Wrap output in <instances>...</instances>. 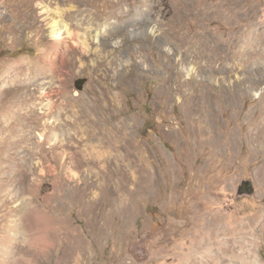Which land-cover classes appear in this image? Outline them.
<instances>
[{
	"label": "rangeland",
	"instance_id": "374dc122",
	"mask_svg": "<svg viewBox=\"0 0 264 264\" xmlns=\"http://www.w3.org/2000/svg\"><path fill=\"white\" fill-rule=\"evenodd\" d=\"M36 5L112 31L71 66ZM223 239L264 264V0H0V264H220L195 245Z\"/></svg>",
	"mask_w": 264,
	"mask_h": 264
},
{
	"label": "bare ground",
	"instance_id": "6f19581e",
	"mask_svg": "<svg viewBox=\"0 0 264 264\" xmlns=\"http://www.w3.org/2000/svg\"><path fill=\"white\" fill-rule=\"evenodd\" d=\"M36 6L37 7H35L34 9L41 10L40 15H42V17L44 15V18L41 21L42 25H40V26H44L45 25V26L48 27L49 35L52 38L53 48L57 47L58 45H60L61 42L63 43L62 37H63L64 34H66V36L69 37V39H71V42L69 43L70 45L68 47H70V49H72V50L69 51L70 50L69 49L64 54L65 55L64 56L65 59L71 64V66L72 65L75 66L77 63H79V64L81 63V59H78L75 53L73 54L75 45L80 46V48L79 47L78 48L80 49L81 52H85L86 51L85 53H89L88 45H87V42L89 40H91L94 43L98 44V47H101V46H99L100 40L102 38H105L104 36H106V34L109 31H112L111 28L109 29V31H106V30L101 29L97 24L89 22L88 25H87V28L85 30V33H84L83 37L81 38V37H78V36H75L74 34H72L70 32L68 26L63 21H61V20L56 21V20H53V18H50L49 17V15H50L49 14V10H48V7L46 5H36ZM38 18H39V14L38 13H36V16L34 15V16L31 17V20L33 21V25H35L38 22L37 21ZM40 26H38V30L36 31L37 34H39L41 32V27ZM114 31H115V29H114ZM149 34H153L154 35V31L150 30ZM77 51H79V50H77ZM71 52H72L73 55H70ZM86 103H87V110H88L89 107H92V105L94 103H97L96 95H95V98H94L93 92L90 93V95L88 96V100H87ZM95 152L96 151H94V153ZM92 153H93L92 150H89V152H88V154H86V156L90 157V158H93L95 155L93 156ZM80 156H82V155H80ZM86 156H85V158H86ZM78 163H80V162H78ZM47 243H50V242H47ZM49 246H51V245H49ZM234 248H235V246H233L229 240L223 239V240H219V241H214L213 244L212 243H206V244L198 243L197 245H195V252L196 253H200V252H202L203 249L204 250L207 249L209 251V253H211V257H210L211 260H217L220 264H248L247 261L250 260L248 258V256L251 255L250 246L247 245L246 248H248V249L247 250L243 249L242 254H238V256H239L238 258H240L238 263H236V261H232L231 259L226 257L227 256L226 255L227 252L234 250ZM255 264H257V263L255 262Z\"/></svg>",
	"mask_w": 264,
	"mask_h": 264
},
{
	"label": "water",
	"instance_id": "95a60500",
	"mask_svg": "<svg viewBox=\"0 0 264 264\" xmlns=\"http://www.w3.org/2000/svg\"><path fill=\"white\" fill-rule=\"evenodd\" d=\"M249 187V182H244L242 184V186L239 188V192L242 191V192H247V189Z\"/></svg>",
	"mask_w": 264,
	"mask_h": 264
}]
</instances>
